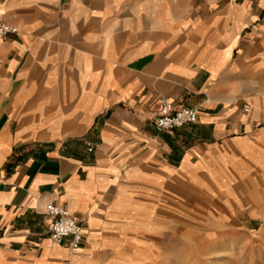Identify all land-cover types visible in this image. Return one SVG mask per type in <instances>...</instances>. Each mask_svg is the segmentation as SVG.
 <instances>
[{
  "label": "crops",
  "instance_id": "crops-1",
  "mask_svg": "<svg viewBox=\"0 0 264 264\" xmlns=\"http://www.w3.org/2000/svg\"><path fill=\"white\" fill-rule=\"evenodd\" d=\"M0 21V264H176L194 224L264 223V0H0ZM163 100L198 122L159 132Z\"/></svg>",
  "mask_w": 264,
  "mask_h": 264
},
{
  "label": "rangeland",
  "instance_id": "rangeland-1",
  "mask_svg": "<svg viewBox=\"0 0 264 264\" xmlns=\"http://www.w3.org/2000/svg\"><path fill=\"white\" fill-rule=\"evenodd\" d=\"M198 225H193L190 241L178 238V249L179 246H185L187 252L176 255V264H264L263 222L253 223L252 226L230 224L234 230H229L226 225L218 234V228L212 231V228H201ZM238 226L240 228H236Z\"/></svg>",
  "mask_w": 264,
  "mask_h": 264
},
{
  "label": "built area",
  "instance_id": "built-area-1",
  "mask_svg": "<svg viewBox=\"0 0 264 264\" xmlns=\"http://www.w3.org/2000/svg\"><path fill=\"white\" fill-rule=\"evenodd\" d=\"M18 29L6 22L0 21V40L10 35H17ZM249 109L246 107L245 112ZM200 115L197 107H182L176 109L174 105L163 100L155 120L159 132H172L188 125L196 124ZM45 214L50 219L48 232L53 242L63 243L70 239L73 251L79 250L84 242V228L78 216L68 209L49 203L45 207Z\"/></svg>",
  "mask_w": 264,
  "mask_h": 264
}]
</instances>
